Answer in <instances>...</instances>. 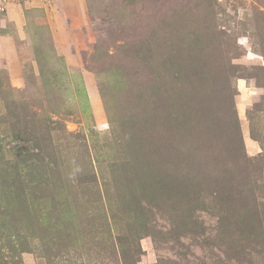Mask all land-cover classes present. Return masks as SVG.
Returning a JSON list of instances; mask_svg holds the SVG:
<instances>
[{"label": "rangeland", "instance_id": "obj_1", "mask_svg": "<svg viewBox=\"0 0 264 264\" xmlns=\"http://www.w3.org/2000/svg\"><path fill=\"white\" fill-rule=\"evenodd\" d=\"M86 5L0 65V264H264V0Z\"/></svg>", "mask_w": 264, "mask_h": 264}, {"label": "crops", "instance_id": "obj_2", "mask_svg": "<svg viewBox=\"0 0 264 264\" xmlns=\"http://www.w3.org/2000/svg\"><path fill=\"white\" fill-rule=\"evenodd\" d=\"M88 22L86 0L9 1L0 11V65L21 85L26 69L36 63V41L43 29L56 54L72 58L76 54L70 50L82 45ZM247 146L251 153L260 151L255 141H247Z\"/></svg>", "mask_w": 264, "mask_h": 264}, {"label": "trees", "instance_id": "obj_3", "mask_svg": "<svg viewBox=\"0 0 264 264\" xmlns=\"http://www.w3.org/2000/svg\"><path fill=\"white\" fill-rule=\"evenodd\" d=\"M237 128H238V125H237ZM238 132H239V129H238ZM241 148H242V150H245V146L243 145V141H242V144H241ZM244 157H246L245 159L247 161V164H249L250 166L253 165L255 168H257V169H253L254 172L262 170L263 165H264V159L263 158H261V157H248L247 154H244ZM258 168H259V170H258ZM0 229H2L0 231V237H3V236L7 237V234H8L9 231H6V226H4L2 224Z\"/></svg>", "mask_w": 264, "mask_h": 264}, {"label": "built area", "instance_id": "obj_4", "mask_svg": "<svg viewBox=\"0 0 264 264\" xmlns=\"http://www.w3.org/2000/svg\"><path fill=\"white\" fill-rule=\"evenodd\" d=\"M9 1L19 2V1H22V0H3L0 3V11H5L6 10V6L9 3ZM23 1H27V0H23ZM36 1L52 2L53 0H36Z\"/></svg>", "mask_w": 264, "mask_h": 264}]
</instances>
